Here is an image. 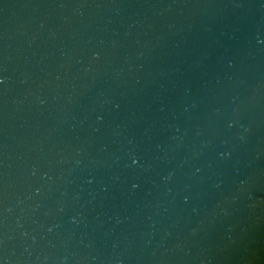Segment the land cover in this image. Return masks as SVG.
Masks as SVG:
<instances>
[{
    "label": "water",
    "instance_id": "obj_1",
    "mask_svg": "<svg viewBox=\"0 0 264 264\" xmlns=\"http://www.w3.org/2000/svg\"><path fill=\"white\" fill-rule=\"evenodd\" d=\"M0 264H264V0H0Z\"/></svg>",
    "mask_w": 264,
    "mask_h": 264
}]
</instances>
